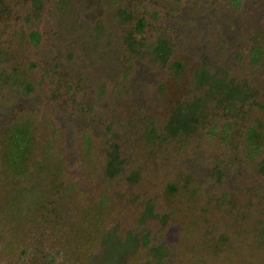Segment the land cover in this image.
I'll return each mask as SVG.
<instances>
[{"label":"rangeland","instance_id":"rangeland-1","mask_svg":"<svg viewBox=\"0 0 264 264\" xmlns=\"http://www.w3.org/2000/svg\"><path fill=\"white\" fill-rule=\"evenodd\" d=\"M18 128L27 180L7 163ZM251 131L264 147V0H0V264H100L108 233L137 241L124 264H264ZM24 189L42 210L11 209Z\"/></svg>","mask_w":264,"mask_h":264},{"label":"trees","instance_id":"trees-1","mask_svg":"<svg viewBox=\"0 0 264 264\" xmlns=\"http://www.w3.org/2000/svg\"><path fill=\"white\" fill-rule=\"evenodd\" d=\"M34 36H39L34 35ZM157 55L162 61H165L169 54L170 49L168 48L166 42L162 46L156 48ZM260 51H256L255 55H259ZM178 68H181L180 64H177ZM198 83L200 85L210 83V88L212 93H223L226 97L222 98L220 103L227 101L229 107H235L237 99L240 97L239 87H231L228 85L226 80L218 79L214 76L208 75L205 71H201L198 75ZM224 100V101H223ZM201 108L199 106V101H195L187 106L180 107L173 115L167 124L166 131L167 135L171 139L185 138L194 132L196 126L199 123L198 116L201 115ZM257 135L254 131H251L250 144L255 145V151H261L263 144L260 141H256ZM31 137L30 132L27 128H18L12 131L10 137L11 149L7 155V163L9 168L13 171L17 178H27L29 179V167L27 160L30 156V145ZM116 158L109 164L110 168L115 167ZM261 173L264 174V156L260 162ZM23 178V179H24ZM17 199L13 200L15 203L14 207L16 211L18 209H23L24 206H28L30 210H42V203L38 194L33 193L31 190L17 191ZM30 197V198H29ZM28 200V201H27ZM25 206V208H26ZM44 208V207H43ZM150 209L148 208L147 213L149 214ZM104 252L101 256L100 264H124V259L126 256L131 254L137 247L138 243L133 238H128L126 241H121L116 239L112 233H108L104 239ZM147 243V238L144 241ZM163 248H153L154 257L159 260L163 256Z\"/></svg>","mask_w":264,"mask_h":264},{"label":"flooded vegetation","instance_id":"flooded-vegetation-1","mask_svg":"<svg viewBox=\"0 0 264 264\" xmlns=\"http://www.w3.org/2000/svg\"><path fill=\"white\" fill-rule=\"evenodd\" d=\"M164 42H166V44H167V41H160V43H159L158 46H162ZM167 46H168V44H167ZM168 48H169V47H168ZM198 75H199V73H198Z\"/></svg>","mask_w":264,"mask_h":264}]
</instances>
